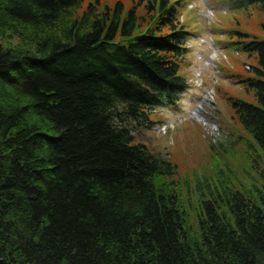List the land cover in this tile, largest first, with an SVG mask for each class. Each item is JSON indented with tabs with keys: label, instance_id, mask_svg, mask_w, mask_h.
Segmentation results:
<instances>
[{
	"label": "trees",
	"instance_id": "obj_1",
	"mask_svg": "<svg viewBox=\"0 0 264 264\" xmlns=\"http://www.w3.org/2000/svg\"><path fill=\"white\" fill-rule=\"evenodd\" d=\"M83 1L0 0V264H264V183H206L193 207L189 178L135 143L189 88L177 7ZM237 34L256 103L229 104L264 151V40Z\"/></svg>",
	"mask_w": 264,
	"mask_h": 264
},
{
	"label": "rangeland",
	"instance_id": "obj_2",
	"mask_svg": "<svg viewBox=\"0 0 264 264\" xmlns=\"http://www.w3.org/2000/svg\"><path fill=\"white\" fill-rule=\"evenodd\" d=\"M102 1L113 8L118 0ZM121 1L126 14L133 0ZM90 2L95 0H84L77 15H82ZM170 3L177 7L180 21L190 33V52L179 71L189 88L180 95L177 104L150 115L154 124L136 132L135 143L145 145L155 155L176 165L175 183L189 178L186 194L192 196L193 207L206 183L210 188L224 183L247 194L264 183L261 173L264 151L234 118L229 99L256 103L253 93L241 81L257 76L258 58L239 50L235 43L241 40L237 32L250 34L248 40L253 36L264 40V12L257 4L241 0H170ZM201 38L208 44L201 47ZM212 42L218 58L214 66L207 67L205 59L210 56L208 46ZM200 53L204 59L198 60ZM193 225L191 233L196 234L195 221Z\"/></svg>",
	"mask_w": 264,
	"mask_h": 264
}]
</instances>
